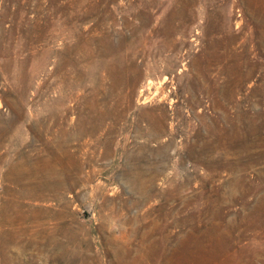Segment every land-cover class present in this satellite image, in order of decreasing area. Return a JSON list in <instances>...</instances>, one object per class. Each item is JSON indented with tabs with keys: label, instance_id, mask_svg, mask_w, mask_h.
Returning <instances> with one entry per match:
<instances>
[{
	"label": "rangeland",
	"instance_id": "rangeland-1",
	"mask_svg": "<svg viewBox=\"0 0 264 264\" xmlns=\"http://www.w3.org/2000/svg\"><path fill=\"white\" fill-rule=\"evenodd\" d=\"M0 264H264V0H0Z\"/></svg>",
	"mask_w": 264,
	"mask_h": 264
}]
</instances>
